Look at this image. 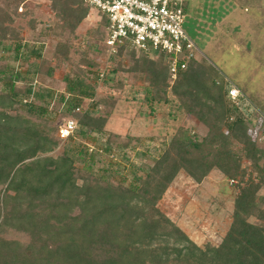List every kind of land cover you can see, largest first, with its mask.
I'll list each match as a JSON object with an SVG mask.
<instances>
[{
    "label": "trees",
    "instance_id": "1",
    "mask_svg": "<svg viewBox=\"0 0 264 264\" xmlns=\"http://www.w3.org/2000/svg\"><path fill=\"white\" fill-rule=\"evenodd\" d=\"M7 1L11 11L0 8V48L9 52L14 46L18 57L24 45L12 16L28 0ZM48 1L56 19L52 29L70 34L90 10L85 0ZM101 18L106 40L108 20ZM127 47L116 44L109 58L116 60ZM134 50L142 57L130 71L145 74L152 90L146 91L149 103H178L206 135L199 139L183 131L174 134L147 174L134 176L138 185H116L105 176L82 173L67 153L55 159L46 156L58 140L103 132L105 118L80 112L78 105L93 98L94 87L81 78L66 79L64 92L54 95L0 66V264H264V137L252 136L241 118L228 122L226 78H219L214 68L190 60L171 81L161 53L154 61L150 53ZM31 53L40 58L38 50ZM22 83L25 86H19ZM168 89L175 101L166 96ZM45 96L75 117L82 113L81 119L74 118L77 128L68 138L59 137L61 125L54 128L33 119L46 110L27 100L41 102ZM86 151L78 150L77 155ZM214 170L236 180L238 194L224 239L218 246L201 248L159 210L158 203L180 172L199 184Z\"/></svg>",
    "mask_w": 264,
    "mask_h": 264
},
{
    "label": "rangeland",
    "instance_id": "2",
    "mask_svg": "<svg viewBox=\"0 0 264 264\" xmlns=\"http://www.w3.org/2000/svg\"><path fill=\"white\" fill-rule=\"evenodd\" d=\"M0 8L11 11V4L0 0ZM184 12V31L203 55L197 59L200 65L214 68L219 78L227 79L224 83L228 91L235 88L239 92L237 99L226 98L231 109L228 122L243 119L258 139L264 124V0H184ZM12 18L24 48L18 57L14 46L9 52L0 48V66L16 70L27 82L33 81L37 90L54 95L64 92L66 79H83L94 87V96L78 102L80 112L86 110L106 120L103 132L95 136L56 139L58 145L46 156L55 159L67 153L82 173L105 176L127 187L138 185L134 176L147 174L174 134L183 131L199 139L206 135V129L185 114L178 103H149L151 95L146 91L151 89L145 74L130 71L142 53L127 45L116 60L109 58L104 46L106 32L96 10H89L73 34L52 29L56 19L48 0H28ZM31 50H38L40 58ZM154 55L148 58L154 60ZM101 74L108 81L96 82ZM166 96L175 101L171 89ZM27 101L46 110L42 117L33 118L45 126L62 128L69 120L82 118V113L75 117L46 96L41 102ZM20 113L25 115L23 110ZM81 149L87 150L82 157L77 155ZM242 164L247 166L246 162ZM236 182L214 170L198 184L180 172L158 208L198 247H215L232 222ZM250 222L259 224L254 219Z\"/></svg>",
    "mask_w": 264,
    "mask_h": 264
},
{
    "label": "built area",
    "instance_id": "3",
    "mask_svg": "<svg viewBox=\"0 0 264 264\" xmlns=\"http://www.w3.org/2000/svg\"><path fill=\"white\" fill-rule=\"evenodd\" d=\"M85 4L108 20L104 45L110 55L116 53V44H127L150 54L161 53L171 81L190 60L203 57L184 31V0H85ZM228 97L237 99L239 92L229 89ZM76 128V123L69 120L59 129V137L68 138ZM261 135L264 137V126Z\"/></svg>",
    "mask_w": 264,
    "mask_h": 264
}]
</instances>
